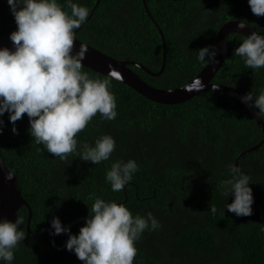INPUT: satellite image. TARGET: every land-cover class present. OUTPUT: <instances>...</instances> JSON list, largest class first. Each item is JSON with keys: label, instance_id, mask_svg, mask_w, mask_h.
Returning a JSON list of instances; mask_svg holds the SVG:
<instances>
[{"label": "trees", "instance_id": "16d2710c", "mask_svg": "<svg viewBox=\"0 0 264 264\" xmlns=\"http://www.w3.org/2000/svg\"><path fill=\"white\" fill-rule=\"evenodd\" d=\"M70 12L67 0H58ZM89 9L88 19L76 38L118 59L143 64L157 74L163 62V40L148 16L143 0H74ZM163 31L167 43L166 68L160 76L131 66L148 84L174 89L193 81L207 65L196 59L204 46H216L220 27L241 21L264 34V16L251 11L248 0H146ZM17 29L7 0H0V37ZM244 39L228 36L227 58L211 83L227 85L246 94H259L264 88V68H248L234 54ZM93 78H110L84 66ZM111 90L117 99L118 115L103 120L99 113L77 134L78 151L61 160L37 144L30 134L27 114L15 122L12 131L9 114L4 113L0 150L14 170L17 187L32 208L30 231L37 234L51 227L54 217L69 226L87 218L94 202L92 194L125 204L133 213L148 212L162 227L145 232L136 242L134 264H264V233L260 211L237 216L228 211L231 195H223L220 180L228 176L246 150L260 143L264 135L250 111L236 97L210 90L180 104H160L147 99L123 82L112 79ZM264 121V116H262ZM103 134L116 140L109 161L96 164L82 160L80 144H94ZM117 159H135L139 171L119 192L106 182V169ZM241 170L251 177L254 198L264 208V146L240 161ZM211 204L217 213L212 215ZM20 229L26 236L15 250L12 264H83L66 246L56 249L49 233L40 236L27 231L28 209L23 206ZM86 220L71 227L78 234ZM66 232L55 234L58 246ZM69 239V238H68ZM0 264H7L0 260Z\"/></svg>", "mask_w": 264, "mask_h": 264}, {"label": "clouds", "instance_id": "9594fccd", "mask_svg": "<svg viewBox=\"0 0 264 264\" xmlns=\"http://www.w3.org/2000/svg\"><path fill=\"white\" fill-rule=\"evenodd\" d=\"M7 3L17 29L10 33L13 48L0 47V117L7 112L13 123L12 131L17 133L15 122L26 113L35 142L55 157L67 160L78 151L77 134L94 116L99 113L103 120H114L118 115L111 78H93L83 70L87 45L81 43L74 51L75 30L88 19L89 9L74 0H67L70 12L58 0H7ZM248 4L254 14L264 16V0H248ZM237 27L243 30L247 23L241 20ZM234 54L242 57L250 69L264 68V34L253 31L244 36ZM216 56V46H204L197 51L196 59L208 65L216 61ZM117 76L116 71L110 72V77ZM219 86L212 84L214 89ZM194 87H204L201 78H196ZM241 101L257 109L259 117L264 116V88L258 95L252 90L247 92ZM3 124L0 120V125ZM115 149V138L103 134L94 144L82 142L78 155L96 165L109 161ZM227 168V178L219 182L223 195L234 197L227 203V210L237 216L251 215L254 203L251 177L237 165L228 164ZM138 171L135 159H117L106 169L105 180L113 192H119ZM14 175V170L9 169L7 179ZM90 199L94 202L78 234H72L59 217L51 221L53 234L68 232L66 248L74 251L83 264H134L138 253L136 242L145 230L162 227L160 221L152 212L146 216L133 215L125 204L115 200L95 194ZM208 211L215 215L216 205L210 203ZM23 223V216L14 221L0 220V260L7 264H12L15 250L25 239L26 233L20 229Z\"/></svg>", "mask_w": 264, "mask_h": 264}, {"label": "water", "instance_id": "95a60500", "mask_svg": "<svg viewBox=\"0 0 264 264\" xmlns=\"http://www.w3.org/2000/svg\"><path fill=\"white\" fill-rule=\"evenodd\" d=\"M143 3L148 16L152 19V21L158 28L163 40V63L160 71L157 74H155L141 63L135 61L115 59L76 38L74 40V51L79 49L81 43L87 45L88 47L86 58L83 60L84 66L106 77H110L111 71H116L118 73V76L110 77V78L125 83L126 85L130 86L136 92L143 95L147 99L160 104L173 105V104L185 103L191 100L192 98H194L195 96H197L198 94L210 90L221 91L230 94L241 101V97L245 95L244 93L227 85H220L219 88L214 89L212 87L213 83H211V81L214 78V76L218 73V71L220 70V68L222 67V65L224 64L227 58L229 51L228 36L232 33H235L244 37L251 34V32L257 30L249 24H247V27L245 29L243 30L239 29L237 25L240 21H230L220 27L216 39V49H217L216 61L206 65L197 76L201 78L202 83L204 85L202 89H198L194 87L197 77L183 87L174 88V89L157 88L145 82L143 79L139 77L137 73H135L131 69V66H137L145 70V72L149 74H152L154 76H160L163 73L164 69L166 68L167 47H166V41L164 38L163 31L161 30L160 26L156 23L153 16L151 15L146 0H143ZM80 28L75 30L76 33L80 30ZM10 33L0 37V47H8L10 49L13 48V42L10 39ZM244 105L250 111L251 115L253 116L254 120L256 121L257 125L259 126V128L261 129L264 135V121L262 117H259L257 115V109L249 106L247 103H244ZM262 146H264V138L257 145L244 151L237 158L235 165L239 166L240 161L243 159L245 155L259 149ZM9 169L11 168L6 164L0 150V220L3 219L12 220L15 214L17 213V211L20 210L23 206H25L28 209L27 231L31 233L30 227H31V220L33 217L32 208L23 197L21 191L18 189L16 176L14 175L12 179H7V172ZM254 204L260 211V218L263 226L262 228L264 229V208L255 198H254ZM80 220H86V218L75 220L68 227L71 229V227ZM45 232L49 233L51 242L56 249L58 250L64 249V247L66 246V242L69 238L68 232H66V236H65L66 240L64 245L62 246H58L56 244L54 239V234L51 228L45 227L42 230H40L39 233L37 234L31 233V234L35 236H40Z\"/></svg>", "mask_w": 264, "mask_h": 264}, {"label": "bare ground", "instance_id": "6f19581e", "mask_svg": "<svg viewBox=\"0 0 264 264\" xmlns=\"http://www.w3.org/2000/svg\"><path fill=\"white\" fill-rule=\"evenodd\" d=\"M152 15V14H151ZM234 21V20H233ZM230 22V21H229ZM232 34H234V33H232ZM218 35V34H217ZM166 47H167V43H166ZM106 54V53H105ZM166 55H167V52H166Z\"/></svg>", "mask_w": 264, "mask_h": 264}, {"label": "rangeland", "instance_id": "374dc122", "mask_svg": "<svg viewBox=\"0 0 264 264\" xmlns=\"http://www.w3.org/2000/svg\"><path fill=\"white\" fill-rule=\"evenodd\" d=\"M98 2H99V0H98ZM163 63V62H162ZM89 69V68H88ZM91 70V69H90Z\"/></svg>", "mask_w": 264, "mask_h": 264}]
</instances>
